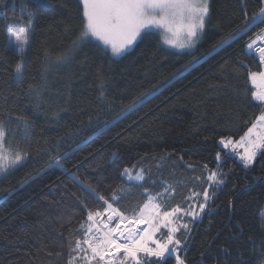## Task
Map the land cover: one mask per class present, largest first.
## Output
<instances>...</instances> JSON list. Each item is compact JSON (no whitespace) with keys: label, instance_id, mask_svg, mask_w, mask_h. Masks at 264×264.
Returning <instances> with one entry per match:
<instances>
[{"label":"trees","instance_id":"16d2710c","mask_svg":"<svg viewBox=\"0 0 264 264\" xmlns=\"http://www.w3.org/2000/svg\"><path fill=\"white\" fill-rule=\"evenodd\" d=\"M21 3L0 0V120L9 143L28 152L7 178L0 175V264H67L87 212L102 210L87 185L105 198L119 190L129 215L157 194L167 207L189 209L209 188V170L224 173V183L192 221L180 255L186 264H261L264 159L245 169L219 145L222 137L238 141L262 110L249 75L261 64L243 43L264 24L253 23L230 47L221 44L260 0H209L210 17L189 51L165 47L152 30L119 58L91 39L60 63L81 33V0H52L22 56L8 45L9 29L23 30L15 19L26 18ZM21 58L22 80L14 73ZM98 75L106 79L104 97ZM218 151L227 158L217 161ZM125 168L132 176L144 170L145 180L129 183Z\"/></svg>","mask_w":264,"mask_h":264},{"label":"snow or ice","instance_id":"6c2138e0","mask_svg":"<svg viewBox=\"0 0 264 264\" xmlns=\"http://www.w3.org/2000/svg\"><path fill=\"white\" fill-rule=\"evenodd\" d=\"M81 3L83 6L81 33L72 42V47L57 57V63L67 60L73 51L80 49L81 45H87L92 38L101 41L110 50L111 57H121L138 38L149 35L153 29H163L165 33H169L170 36H165L164 42L171 47L194 48L199 33L204 30L210 17L209 0H81ZM51 6L52 0H22L20 7L21 11L26 13V18L15 19L23 20V30L17 34L9 29L10 39L14 38L21 52L30 42V29L36 17L42 11L51 10ZM254 22L264 24V0H260L258 11L251 17L244 12V21L239 31L231 33L227 39L221 41V44L230 47L231 43L235 42L241 33H246ZM246 48L258 57L261 65H264V30L254 39H250ZM45 58L51 61L47 51ZM25 66L23 58L14 66L15 76L21 80ZM249 75L258 88L252 93V98L264 105V72H250ZM257 77L260 80L259 85ZM98 79L100 95L104 97L106 79L102 75H98ZM29 87L32 88L31 85ZM36 95H39L38 91ZM139 102L143 104L144 100L140 99ZM135 107L134 102L124 111L131 112ZM123 114L122 112L121 115ZM24 125L27 128L28 122L24 121ZM219 145L223 150H230L239 156L245 169L254 165L258 154L264 159V113L257 117L239 141L222 137ZM238 148H242L243 152L237 151ZM27 158L28 152L25 149L19 145L13 147L9 143L5 122L0 120V175L7 178V175L11 174L10 170L22 165ZM226 158L227 155L222 157L221 153L217 152V161ZM52 162L63 167L59 158H53ZM48 166L51 167L52 164ZM204 167L207 169V165ZM122 175L127 176L129 180H145L144 170L132 176L130 170L125 168ZM224 179V173L209 170L207 180L210 182L212 192L205 188L202 193L203 200L190 205L189 209L181 208L179 205L167 207L166 201L163 199L158 201V196L162 194H157L149 195L147 202L142 207L133 209L131 215L126 214L120 207L122 197L119 190H113L111 197L105 198L96 188L87 185L90 192L103 202L102 210L87 212V220L80 224L82 237L74 242L69 241L67 264H167L170 257H174L175 264H186L180 252L191 229L189 222L183 221L182 218L189 216L195 222L202 213L210 209L212 205L209 202L213 199L215 188L223 184ZM195 195L198 197L201 194ZM260 215L264 217V212ZM142 224H146L147 227H141ZM177 233H181L185 240L182 241ZM261 243H264V240ZM222 251L228 254L229 249L223 248ZM201 256L203 257L204 253H201ZM261 264H264V261Z\"/></svg>","mask_w":264,"mask_h":264},{"label":"rangeland","instance_id":"374dc122","mask_svg":"<svg viewBox=\"0 0 264 264\" xmlns=\"http://www.w3.org/2000/svg\"><path fill=\"white\" fill-rule=\"evenodd\" d=\"M154 31H156L159 35H160V37H161V39H162V42H163V44H164V46L165 47H167V48H169V49H171V50H175V51H182V50H187V51H189V50H191V49H193V48H174V47H171L170 45H168V44H166L165 42H164V39H165V36H170V34L169 33H165L164 32V30L163 29H153ZM18 34V33H17ZM200 34V33H199ZM92 39H94V38H92ZM180 39H182V38H180ZM95 41H97L98 43H100V44H102L105 48H106V46L101 42V41H98V40H96V39H94ZM138 40V39H137ZM178 42H179V39H178ZM136 43V42H135ZM134 43V44H135ZM133 44V45H134ZM8 45L9 46H12L13 48H14V51L18 54V55H20V56H22L23 54H24V52H25V49H26V47H25V49H24V51L23 52H21L20 51V48H19V46L16 44V42H15V40H14V38H12V39H10V37L8 38ZM133 45L128 49V50H130L132 47H133ZM107 49V48H106ZM108 50V49H107ZM108 52L110 53V50H108ZM113 58H119V57H113ZM264 72V71H263ZM258 80V79H257ZM260 84V81H257V85H259ZM252 87H253V89H254V91H257L258 90V88H257V86L256 85H252ZM253 91V92H254ZM258 102V101H257ZM262 113H264V108L261 110V112H260V114H259V116L262 114ZM239 149V148H238ZM241 150H242V152H243V149L242 148H240ZM241 152V153H242ZM127 181L129 182V183H140L141 181H136V180H129L128 179V177H127ZM208 181V180H207ZM208 183H209V188H208V190L210 191V192H212V187H210V182L208 181ZM169 195H171V193L169 194ZM160 200V198H158V201ZM203 200V196H202V199H201V201ZM146 202H147V200H146ZM143 206V205H142ZM141 206V207H142ZM196 211H198V209H196ZM106 218V217H105ZM183 221H185V222H189V226H190V228H191V223H192V220L190 221V219H191V217H189V216H184L183 218ZM199 219V218H198ZM197 219V220H198ZM179 222V221H178ZM142 227H147V225L146 224H142L141 225ZM162 231H166V230H162ZM177 235H178V233H177ZM120 255H122V253L120 254ZM174 258V257H173ZM106 259H107V257H106Z\"/></svg>","mask_w":264,"mask_h":264},{"label":"built area","instance_id":"2783aa9c","mask_svg":"<svg viewBox=\"0 0 264 264\" xmlns=\"http://www.w3.org/2000/svg\"><path fill=\"white\" fill-rule=\"evenodd\" d=\"M262 30H264V27H262V28L258 29L257 31H255L250 37H248V38L244 41L243 44L246 45L248 42H250V39H254L255 36H256L257 34H259V33L262 32ZM257 43H260V41H257ZM251 53H253V52H251ZM253 55H255V54L253 53ZM255 56H256V55H255ZM256 57H257V56H256ZM141 227H142V226H141Z\"/></svg>","mask_w":264,"mask_h":264},{"label":"crops","instance_id":"0c3cea01","mask_svg":"<svg viewBox=\"0 0 264 264\" xmlns=\"http://www.w3.org/2000/svg\"><path fill=\"white\" fill-rule=\"evenodd\" d=\"M254 23H258V22H254ZM261 69H262L261 72H263V71H264V65H261ZM257 79H258L257 81H260V80H259V77H257ZM250 82H251V84L253 85V82H252L251 78H250ZM238 141H239V140H238ZM226 151H227L228 153H231L230 150H226ZM237 151L242 152V150H241L240 148L237 149ZM232 154H234V153H232ZM234 156H236V158L240 161L239 156H237V155H235V154H234Z\"/></svg>","mask_w":264,"mask_h":264}]
</instances>
